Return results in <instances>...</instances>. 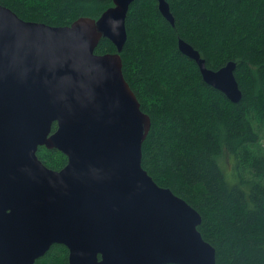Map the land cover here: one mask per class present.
<instances>
[{"label":"water","instance_id":"water-1","mask_svg":"<svg viewBox=\"0 0 264 264\" xmlns=\"http://www.w3.org/2000/svg\"><path fill=\"white\" fill-rule=\"evenodd\" d=\"M135 0L71 25L25 21L0 4V264H34L54 244L69 264H216L200 212L142 165L151 117L123 72ZM172 24L167 0H157ZM103 38L116 51L98 54ZM206 83L237 103V64L213 70L184 39ZM57 129L53 131V125ZM40 146L68 157L61 170Z\"/></svg>","mask_w":264,"mask_h":264},{"label":"trees","instance_id":"trees-1","mask_svg":"<svg viewBox=\"0 0 264 264\" xmlns=\"http://www.w3.org/2000/svg\"><path fill=\"white\" fill-rule=\"evenodd\" d=\"M174 24L157 0H135L126 21L122 59L127 82L151 117L142 165L202 215L199 230L217 251L216 264H264V0H167ZM25 21L71 25L98 19L113 0H0ZM190 43L218 70L237 64L243 92L235 103L205 82ZM116 51L103 38L96 53ZM55 126V125H54ZM39 158L61 170L68 157L40 148ZM234 160L229 178L225 160ZM34 264H69V249L54 244Z\"/></svg>","mask_w":264,"mask_h":264},{"label":"rangeland","instance_id":"rangeland-1","mask_svg":"<svg viewBox=\"0 0 264 264\" xmlns=\"http://www.w3.org/2000/svg\"><path fill=\"white\" fill-rule=\"evenodd\" d=\"M262 143L264 145V130L262 132ZM225 170L226 173L228 174L229 178L234 177L233 173L235 172V168H234V160L232 157H227V160H225Z\"/></svg>","mask_w":264,"mask_h":264},{"label":"flooded vegetation","instance_id":"flooded-vegetation-1","mask_svg":"<svg viewBox=\"0 0 264 264\" xmlns=\"http://www.w3.org/2000/svg\"><path fill=\"white\" fill-rule=\"evenodd\" d=\"M55 125V126H54ZM54 125H53V131H52V133L57 129V123H54ZM43 147H45V148H47L46 146H40L39 147V149L40 148H43ZM39 149H38V151H39ZM47 149H49V148H47ZM39 157V156H38ZM40 159V158H39ZM41 160V159H40ZM42 161V160H41ZM43 162V161H42Z\"/></svg>","mask_w":264,"mask_h":264},{"label":"bare ground","instance_id":"bare-ground-1","mask_svg":"<svg viewBox=\"0 0 264 264\" xmlns=\"http://www.w3.org/2000/svg\"><path fill=\"white\" fill-rule=\"evenodd\" d=\"M110 8V7H109ZM162 14V13H161Z\"/></svg>","mask_w":264,"mask_h":264}]
</instances>
